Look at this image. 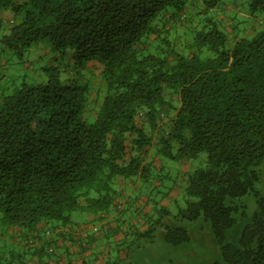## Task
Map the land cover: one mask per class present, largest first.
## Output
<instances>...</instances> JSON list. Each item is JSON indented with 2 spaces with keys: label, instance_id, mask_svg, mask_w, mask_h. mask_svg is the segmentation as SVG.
I'll return each mask as SVG.
<instances>
[{
  "label": "trees",
  "instance_id": "obj_1",
  "mask_svg": "<svg viewBox=\"0 0 264 264\" xmlns=\"http://www.w3.org/2000/svg\"><path fill=\"white\" fill-rule=\"evenodd\" d=\"M200 1L0 0V45L22 55L44 41L59 54L44 81L0 95V264H99L75 239L73 212L108 217L121 180L151 178L158 157L201 153L177 218L208 221L225 264H264V19L230 32L208 14L224 0ZM247 3L250 17L264 16V0ZM250 193L258 210L236 247L226 234ZM164 237L191 239L178 225Z\"/></svg>",
  "mask_w": 264,
  "mask_h": 264
},
{
  "label": "rangeland",
  "instance_id": "obj_2",
  "mask_svg": "<svg viewBox=\"0 0 264 264\" xmlns=\"http://www.w3.org/2000/svg\"><path fill=\"white\" fill-rule=\"evenodd\" d=\"M229 2L237 10V12H232L234 14L231 16L234 20L232 24L223 21L231 26V30L228 27L230 32L238 30L242 33L255 23L257 28L261 27L258 22H261L264 16L256 15L258 18L247 16L250 14L248 0H224L217 10L209 11L208 14L219 18L221 14L219 9ZM11 16L10 13H4L7 21L11 20ZM234 25L237 29H234ZM180 27L181 30L185 29L184 25ZM6 30L7 24L5 23L4 30L0 32V38ZM57 58L59 54L44 41L33 45L22 55L0 45V95L3 92L6 93L5 89H10L22 82L37 84L44 81L45 76L42 69L47 65L56 64ZM64 63L69 67L65 69L61 66V76L62 79L68 80L73 74L72 62L66 59ZM94 71L93 97L97 98L95 95H97L101 81L99 69H94ZM158 159V162L154 164L151 178L126 179L117 188L119 208L115 209L110 216L97 220L96 218L101 215L95 217L88 212L75 211L72 214V221L76 227L93 233L94 237L98 236L97 245L100 248L98 252L105 255L106 251L101 249L110 252V255L105 257L107 262L117 261L119 264L129 262L133 264H214L221 262L225 264L222 260L221 245L217 242L208 221L203 217L195 222L177 218L180 209L187 206L186 178L189 173L206 165L207 154L201 153L196 159L189 160L177 161L167 157H158ZM256 189L261 196H264V164ZM257 198L250 193L238 199L237 202L245 207L235 214L237 221L227 231V243L239 246L244 228L252 222L258 210ZM89 223L90 225H87ZM177 225L187 228L191 238L190 242L173 245L166 241L164 237L166 227ZM1 227L3 226H0V232L3 230ZM148 228H151L149 233L145 236L139 235ZM119 237L122 238L119 239ZM15 240L19 241V239ZM12 242L13 240L9 241L7 246L15 252H22L21 246L17 242ZM4 244V238H0V252L4 251L2 247ZM15 264H19L18 260Z\"/></svg>",
  "mask_w": 264,
  "mask_h": 264
},
{
  "label": "crops",
  "instance_id": "obj_3",
  "mask_svg": "<svg viewBox=\"0 0 264 264\" xmlns=\"http://www.w3.org/2000/svg\"><path fill=\"white\" fill-rule=\"evenodd\" d=\"M197 2H200L198 3L199 5L201 4V1L200 0H196V3ZM233 11H236V8L234 6H232V4L229 3H226L224 5V7L222 9H219V12L221 13L220 16L224 18V20L226 22H228L229 24H232L233 23V18H231V16H233L234 14H232ZM240 13V11H239ZM6 14H9V12H7ZM247 16H250L249 14ZM163 20H167V16L166 17H163ZM259 24L262 23V20L261 22L259 21L258 22ZM174 24V23H173ZM161 26V24H160ZM168 27H171V26H168ZM252 29V28H251ZM251 32V30L249 31V33ZM123 181L124 180H121L120 181V185L123 184ZM122 188V187H121ZM136 222L138 223V220H136ZM87 225H90L87 224ZM76 226V225H75ZM91 226L93 227V225L91 224ZM94 228V227H93ZM75 233H74V236H75V239L77 240H85L89 243V248L90 250H88L85 254V257H87V259L89 258H92V257H96L97 259L99 258L98 260V263L101 264L103 263V259H105V257L107 256V250H103L101 249L102 251H106V255L105 254H100L99 255V247L97 245V243H99V240H98V236L96 235V237H94V235H92L93 233H90L88 232L87 230H83L81 228H78V227H75ZM120 236V235H119ZM96 238V239H95ZM100 238V237H99ZM122 237H119V239H121ZM78 248V247H77ZM75 251H77V249L75 248ZM81 264V262H80Z\"/></svg>",
  "mask_w": 264,
  "mask_h": 264
}]
</instances>
